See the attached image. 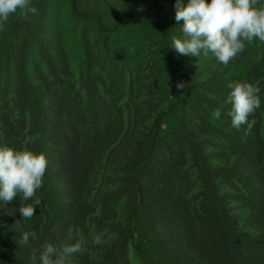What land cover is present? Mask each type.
Wrapping results in <instances>:
<instances>
[{"label":"trees","instance_id":"16d2710c","mask_svg":"<svg viewBox=\"0 0 264 264\" xmlns=\"http://www.w3.org/2000/svg\"><path fill=\"white\" fill-rule=\"evenodd\" d=\"M175 2L32 0L0 31V146L48 159L30 220L0 202V264H41L70 228L75 264H264V42L228 66L178 55ZM234 81L261 89L250 130Z\"/></svg>","mask_w":264,"mask_h":264},{"label":"clouds","instance_id":"9594fccd","mask_svg":"<svg viewBox=\"0 0 264 264\" xmlns=\"http://www.w3.org/2000/svg\"><path fill=\"white\" fill-rule=\"evenodd\" d=\"M175 20L183 21L181 37H171L172 50L178 55L200 57L211 54L216 60L228 66L237 55L242 53L246 44L254 40L264 42V0H184L175 2ZM38 9L32 0H0V31L13 15L19 14L27 18L36 15ZM177 89L186 85L179 82ZM226 103L230 104L228 113L232 126L239 129L247 125L250 130L255 120L249 122L257 109L261 107V89L250 82L234 81ZM219 119L221 112L213 114ZM48 167V159L44 153H38L24 146L20 149L0 146V202L4 205L12 203L17 197L21 201L32 200V203H21L19 212L23 220H30L42 201L36 198L37 191L43 187ZM19 223V222H17ZM105 232L94 233L92 243H104ZM30 237L37 238L35 231L22 234L21 243L28 244ZM87 237L79 229L70 228L59 245L47 243L40 253L41 264H75L74 258L85 251ZM35 260V250L33 253Z\"/></svg>","mask_w":264,"mask_h":264}]
</instances>
